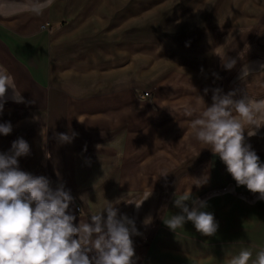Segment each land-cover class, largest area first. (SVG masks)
<instances>
[{
    "label": "crops",
    "instance_id": "0c3cea01",
    "mask_svg": "<svg viewBox=\"0 0 264 264\" xmlns=\"http://www.w3.org/2000/svg\"><path fill=\"white\" fill-rule=\"evenodd\" d=\"M0 72L25 101L7 89L0 123L13 130L0 134V153L23 138L20 170L70 190L74 225L109 201L141 233L135 264H228L243 248L256 260L264 201L237 186L190 122L212 89L236 90L262 109L244 136L264 164V0H0ZM73 131L71 143L56 139ZM205 175L192 199H207L216 235L191 222L173 232L164 221L180 214L174 200Z\"/></svg>",
    "mask_w": 264,
    "mask_h": 264
},
{
    "label": "clouds",
    "instance_id": "9594fccd",
    "mask_svg": "<svg viewBox=\"0 0 264 264\" xmlns=\"http://www.w3.org/2000/svg\"><path fill=\"white\" fill-rule=\"evenodd\" d=\"M235 63V59H229L223 66L231 70ZM246 74L242 70L239 78L243 79ZM8 88L13 89L11 99L15 103L25 102L11 77L0 72V112L8 99ZM208 91L205 89V94ZM211 91V105L190 122L195 138L210 146L237 186L243 185L250 192L259 193L258 199L264 201V164L244 136L245 125L255 126V129L261 126L257 124L260 105L245 97L235 98L236 90L227 94L220 88ZM197 99L205 104L202 97L197 96ZM234 112L238 115H233ZM191 114V110L186 112V115ZM78 122L83 123L80 119ZM12 130L10 122L0 123V134L6 136ZM77 135L74 131L58 133L56 139L60 143H71ZM253 135H256L255 130L248 132V136ZM29 153L30 146L23 138L14 140L8 153H0V264H135L132 237L141 233L134 220L118 215L114 203L108 201L103 209L90 216V222L74 225L76 217L70 210L73 203L70 190H66L63 183L53 188L47 177L20 170L17 158ZM45 158H51L47 151ZM189 179L193 182L174 200L180 214L171 215L164 223L175 232L191 222L196 232L213 237L219 225L214 215L206 211L207 199H192L191 193V185L200 187L209 177ZM186 201L191 202V209ZM251 258L252 252L243 248L228 264H249ZM252 264H264V248L258 251Z\"/></svg>",
    "mask_w": 264,
    "mask_h": 264
},
{
    "label": "built area",
    "instance_id": "2783aa9c",
    "mask_svg": "<svg viewBox=\"0 0 264 264\" xmlns=\"http://www.w3.org/2000/svg\"><path fill=\"white\" fill-rule=\"evenodd\" d=\"M149 93L148 92H145V93H143V97H149ZM77 211H79V209L77 208Z\"/></svg>",
    "mask_w": 264,
    "mask_h": 264
},
{
    "label": "rangeland",
    "instance_id": "374dc122",
    "mask_svg": "<svg viewBox=\"0 0 264 264\" xmlns=\"http://www.w3.org/2000/svg\"><path fill=\"white\" fill-rule=\"evenodd\" d=\"M149 96H150V95H149ZM261 110H262V109L260 108V111L258 112L260 115H261Z\"/></svg>",
    "mask_w": 264,
    "mask_h": 264
}]
</instances>
